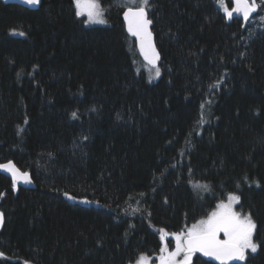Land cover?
I'll list each match as a JSON object with an SVG mask.
<instances>
[{
	"label": "trees",
	"instance_id": "trees-1",
	"mask_svg": "<svg viewBox=\"0 0 264 264\" xmlns=\"http://www.w3.org/2000/svg\"><path fill=\"white\" fill-rule=\"evenodd\" d=\"M257 2L244 24L218 0H150L162 62L149 82L118 0H98L112 25L92 27L75 0H0V163L36 183L0 174V264H135L231 194L256 225L258 251L243 264H264Z\"/></svg>",
	"mask_w": 264,
	"mask_h": 264
},
{
	"label": "snow or ice",
	"instance_id": "snow-or-ice-1",
	"mask_svg": "<svg viewBox=\"0 0 264 264\" xmlns=\"http://www.w3.org/2000/svg\"><path fill=\"white\" fill-rule=\"evenodd\" d=\"M30 5H38L39 0H25ZM233 5L229 8L225 0H218L219 7L222 9L225 18L232 20L234 13L236 18L242 17L243 22L247 23L252 13L258 10L259 5L256 0H229ZM264 4V0H260ZM76 15L87 19L82 21L85 24H105L103 10L101 9L98 0H75ZM122 6L126 7L124 12V20L127 22L128 33L135 37L139 42V50L143 55L144 60L154 70V76H160V69L157 67L159 53L153 43V33L150 30L152 20L148 17V12L153 5L150 0H124ZM23 35V33H20ZM151 82V80L149 81ZM214 87H218L214 85ZM210 103V101H209ZM204 105H201V109ZM76 113H72L73 119L76 118ZM203 119V114H202ZM27 123V121H25ZM23 131V129H20ZM0 170L10 173L13 185L23 180L24 183H32L31 177L27 172H21L14 163L8 162L0 164ZM198 188L207 190V185H197ZM68 199L74 200L75 197L65 193ZM240 197L231 194L227 197V203L221 202L216 211L198 224L192 225L186 233L174 234L175 251L167 250V242L164 233L161 241L164 246L161 252L164 253L159 257L160 264H191L192 257L196 253H202L206 257H211L220 264H230L231 261L243 262L247 258V253L250 250L255 253L259 247L253 239L256 225L250 214H243L234 209V205L238 204ZM88 203V201H83ZM3 224V213H0V225ZM223 233L224 239H220V234ZM183 254L182 259H177ZM3 254L0 253V256ZM137 264H150L147 256H141Z\"/></svg>",
	"mask_w": 264,
	"mask_h": 264
},
{
	"label": "rangeland",
	"instance_id": "rangeland-1",
	"mask_svg": "<svg viewBox=\"0 0 264 264\" xmlns=\"http://www.w3.org/2000/svg\"><path fill=\"white\" fill-rule=\"evenodd\" d=\"M123 2H124V0H122ZM118 2H119V4H120V6H121V9H125L126 7L125 6H122L123 5V3H121L119 0H118ZM225 2L226 3H228V6H229V8H232L233 7V5H229V1H227V0H225ZM256 3L258 4V2H257V0H256ZM259 5V4H258ZM260 6V5H259ZM218 7H219V4H218ZM101 9H102V7H101ZM219 9H220V11L223 13V11H222V9L219 7ZM103 10V9H102ZM258 11H259V7H258V10H257V12H256V14L258 13ZM103 13H104V18L106 19V21H107V23H105V24H86L87 26H110V25H112V22L109 20V17H107V15H109L108 14V12L107 11H103ZM81 18H84L85 20L87 19V16H83V17H81ZM253 19V18H252ZM252 19L250 20V22L252 21ZM249 22V23H250ZM258 22L259 23H262L263 25H264V17H260L259 19H258ZM145 71L147 72V74H148V77H149V79L151 80V82H156L158 79H159V77H155L154 76V70L153 69H151L150 67H145ZM70 200V199H69ZM71 202H78V203H80V204H88V203H84L83 201H76L75 199L74 200H70ZM234 209L236 210V211H238L237 210V204H235L234 205ZM216 211V210H215ZM214 212V211H213ZM211 213L212 212H210L204 219H207L210 215H211ZM204 219H202V220H204ZM201 221V220H200ZM199 221V222H200ZM198 222V223H199ZM198 223H195V224H198ZM194 225V224H193ZM192 227V225L191 226H185L184 228H183V230H181V232H178V233H186L187 232V230L188 229H190ZM255 230H256V228H255ZM178 233H175V234H178ZM225 237H224V235H223V233H221L220 234V239H224ZM255 238V231H254V235H253V239ZM165 241L167 242V250L169 251V252H172V251H175V239H174V234H169V235H167L166 237H165ZM255 241V240H254ZM163 246H164V244H163ZM257 251H258V249H257ZM257 251L255 252V253H252L250 250L248 251V253L246 254L247 255V257H249L250 255H255L256 253H257ZM164 253H162L161 251L159 252V254H157V255H153V256H147L148 258H149V260H150V264H160V260H159V257L161 256V255H163ZM144 256V255H143ZM195 254L193 255V257H192V261H191V264H193L194 263V259H195ZM183 258V254H181V256L180 257H178L177 259H182ZM247 259V258H246ZM138 262V261H137ZM137 262L135 263V264H137Z\"/></svg>",
	"mask_w": 264,
	"mask_h": 264
},
{
	"label": "water",
	"instance_id": "water-1",
	"mask_svg": "<svg viewBox=\"0 0 264 264\" xmlns=\"http://www.w3.org/2000/svg\"><path fill=\"white\" fill-rule=\"evenodd\" d=\"M1 1H4V2L7 3V4L20 5V6H22V7H25V8H27V9H30V10H37V9L39 8V6H40V3H41V0H39V4H38V5H30V4L26 3L25 0H1ZM125 11H126V10H125ZM125 11H124V12H125ZM124 12H123L122 18H123V22H124V24H125L126 31H127V22L124 20ZM255 15H256V12L252 13V14L250 15V17H249V21H248L247 23L244 22V24H248V23L250 22V20H251ZM148 17H149V13H148ZM149 19H150V18H149ZM234 19H242V17H240V18H236V14L234 13ZM242 20H243V19H242ZM152 26H153V24L150 26V30H151L152 33H153ZM127 34H128L131 38H133V39L135 40L136 45H137V49H138V51H139V54H140V56H141L143 62H144L147 66L151 67V66L147 63V61L144 60L143 55L140 53V50H139V42L137 41V39H136L135 37L131 36V35L128 33V31H127ZM153 43H154V46H155V48H156V51L159 53V60L157 61V67H159L160 64H161V62H162V56H161V53H160V51H159V49H158V47H157L156 39H155V34H154V33H153ZM5 163H8V162H5ZM12 163H14V162H12ZM0 164H4V163H0ZM14 164H15V163H14ZM15 165H16V164H15ZM16 167H17L21 172H24V171H22L17 165H16ZM27 173H28V172H27ZM0 174L4 175L5 177H7L8 179H10V180L12 181V177H11L10 173H7V172H4L3 170H0ZM28 174H29L30 177H31L32 183H30V184H26V183H24L23 180L21 179V180H19V181L15 184V186L20 187V188H23V189H28V190H34V189H36V183H35V181H34L32 175H31L30 173H28ZM12 183H13V182H12ZM3 221H4V217H3ZM2 227H3V224L0 225V230L2 229ZM196 254H197L198 256L204 258L205 260L209 261V262H212V263H214V264H220L219 261H216L215 259H213V258H211V257H206V256H204L202 253H196ZM230 264H242V262H240V261H231Z\"/></svg>",
	"mask_w": 264,
	"mask_h": 264
},
{
	"label": "bare ground",
	"instance_id": "bare-ground-1",
	"mask_svg": "<svg viewBox=\"0 0 264 264\" xmlns=\"http://www.w3.org/2000/svg\"><path fill=\"white\" fill-rule=\"evenodd\" d=\"M126 10V9H125ZM124 10V11H125ZM257 12V11H256ZM123 19V18H122ZM124 23V22H123ZM124 26H125V24H124ZM125 29H126V27H125ZM127 32V31H126ZM129 36V35H128ZM135 41V40H134ZM136 43V42H135ZM136 47H137V45H136ZM137 51H138V49H137ZM138 53H139V51H138ZM140 55V54H139ZM140 58H141V56H140ZM141 60H142V58H141ZM142 62H143V60H142ZM144 63V62H143ZM145 64V63H144ZM146 65V64H145ZM147 66V65H146ZM147 67H149V66H147ZM151 68V67H150ZM12 182V181H11ZM17 187V186H16ZM20 188V187H19ZM1 213V212H0ZM1 231V230H0ZM195 255H197V254H195ZM198 256V255H197ZM204 259V258H203ZM244 263V261L242 262V264Z\"/></svg>",
	"mask_w": 264,
	"mask_h": 264
}]
</instances>
